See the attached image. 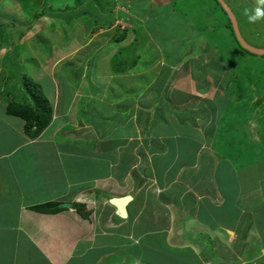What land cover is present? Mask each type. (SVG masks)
<instances>
[{"label": "crops", "instance_id": "1", "mask_svg": "<svg viewBox=\"0 0 264 264\" xmlns=\"http://www.w3.org/2000/svg\"><path fill=\"white\" fill-rule=\"evenodd\" d=\"M119 12L115 23L126 19ZM114 28L111 37L93 31L106 43L97 62L88 59L93 77L81 94L57 76H43L42 83L30 76L41 88L46 81L42 91L52 109L37 138H28L23 121L0 108L2 129L12 133L13 143L0 152V264H220L204 255L207 246L196 239L201 232L216 242L220 259L262 263L264 195L260 191L262 201L255 205L251 194L263 184L264 164L234 168L217 161L210 142L216 135L208 131L214 126L203 119L194 94L174 95L164 86L161 95L155 91L159 79L152 78L130 84L129 96L121 97L122 89L131 90L122 83L136 74L139 59L131 62L127 36L113 43ZM106 77L117 79L115 88L108 89ZM124 196L132 197L128 218L116 224L107 200ZM150 202L162 213L147 208ZM51 203L71 208L55 214L31 210ZM74 203L93 205L86 208L88 219L72 209ZM198 214L210 232L197 222Z\"/></svg>", "mask_w": 264, "mask_h": 264}, {"label": "rangeland", "instance_id": "2", "mask_svg": "<svg viewBox=\"0 0 264 264\" xmlns=\"http://www.w3.org/2000/svg\"><path fill=\"white\" fill-rule=\"evenodd\" d=\"M98 1L102 0H81L74 7V0H0V108H5L7 100H22L26 88L24 83L30 76L41 83L43 76H57L68 85L75 86L81 94L93 77L88 59L97 62L100 44L106 43L96 34L102 35V38L111 37L113 29H109L113 26L106 27V23L120 17L119 11H125L126 19L112 24L128 29L130 42L137 40L128 52L133 54L132 57L138 56L139 60L138 69L133 71L136 74L128 76L122 83L123 86H130L131 90L128 89L130 91L125 94L122 89L121 97L129 96L131 85L152 81V78L153 81L159 79V89H155L157 93L164 92L162 89L166 86L167 92L170 90L174 95L176 90L194 94L199 97L195 100L198 106L203 107V119L214 126L208 131L216 135L215 141L212 139L210 142L215 143L214 149L221 158L217 161L230 162L234 168L241 165L263 166L264 78L259 86L257 78L264 71V58L254 60V56L240 49L230 31L228 17L222 16L224 14L218 4L214 0H103V7L98 8ZM223 1L233 13L244 41L253 48L264 49V16L251 21L248 19L256 14L257 9L264 11V3L261 0ZM132 2L134 5L130 8ZM135 17L139 21H134ZM133 25L140 34L143 32L138 39L135 38ZM194 29H198L197 34ZM93 31L97 33L93 35ZM232 49L237 55L236 62L228 59L231 55L228 51ZM34 60L39 72L32 69ZM16 77L18 84L15 83ZM105 79L111 84L108 89L115 88L112 82L117 79ZM45 82L43 90L47 88ZM117 82L120 84V79ZM238 90L242 94L240 100ZM188 116L191 118L192 114ZM10 118H6L8 122ZM2 126L0 122V152L3 146L13 145L9 137L12 133H8V128L2 129ZM236 171L238 174L239 170ZM262 182L259 192L255 190L251 194L255 205L262 201L261 197L259 199L260 191L264 195V179ZM138 197L142 196L139 194ZM262 206L264 208V204ZM149 207L156 209L157 214L162 213L152 202L148 203ZM220 213H223L221 208ZM197 222L210 232L209 225L199 214ZM201 233L196 239L200 243L205 242L207 248L204 255L210 253L208 255H213L220 264L239 263L220 259L215 252L218 249L216 242L210 239L212 251L207 243L209 237L206 234L201 236ZM259 239L254 238V243ZM258 264H264V259Z\"/></svg>", "mask_w": 264, "mask_h": 264}, {"label": "trees", "instance_id": "3", "mask_svg": "<svg viewBox=\"0 0 264 264\" xmlns=\"http://www.w3.org/2000/svg\"><path fill=\"white\" fill-rule=\"evenodd\" d=\"M80 1L81 0H74V7L76 5H78ZM214 1L216 4L217 3L216 0H214ZM103 4H104L103 0L98 1V5L96 7H98V8L103 7ZM106 6L107 5H105V7ZM218 8L224 14L222 16H227V15H225L224 10L221 8V6L219 4H218ZM66 9H69V8L66 7ZM217 11H218V9H217ZM121 17H122V13H121V16L118 18L121 19ZM226 20L230 24L229 19L227 18ZM112 23H114V20H110L107 23V25L113 26L114 24H112ZM114 27H115L114 30H115L116 34L114 35V37L112 39L113 43H120V42L124 41L126 36H127L128 29L119 30L120 26H118V27L114 26ZM133 27H134L133 31L135 32V35H136L135 38H137L138 35L140 34V32H138L136 30V28H137L136 25H133ZM225 27H227V26L225 25ZM0 28H2V26H0ZM229 28H230V26H229ZM140 31L142 32V30H140ZM193 31L195 34L198 33V29L197 30L194 29ZM230 31L233 34V38H234L235 43L238 45V43L235 39L232 27L230 28ZM141 35H143V32L140 34V36ZM193 36H196V35H193ZM135 41H137V40L135 39L133 41V43ZM133 43L131 44L132 46H133ZM240 49H242V48L240 47ZM242 51H244V50L242 49ZM228 52L231 54L228 59L231 62H234V61L236 62L237 55L234 54V50L232 49V50H229ZM244 52H246V51H244ZM246 53H248V52H246ZM250 55L255 57L254 60L264 58V56H255L252 54H250ZM242 56H244V55H241V57ZM134 58L137 59L138 56L132 57V59H134ZM136 59L132 60L131 62L135 63ZM17 67H19L18 64H17ZM250 67H251V69H254V67L252 65ZM257 68H259V67H257ZM27 78L28 79L25 80L26 83H24V85L26 87L24 90L25 91L24 97L22 98V100H17V101L7 100V103L5 104V113L8 116L16 117V118H19L20 120H22L23 121V132H24V134L30 139H35L50 124V121L52 118V109L49 105L48 99L46 98V96L44 95V93L42 91L41 86L38 83L34 82L30 77H27ZM263 78H264V71L262 72L261 77L258 76V78H257V80H259L258 86L261 84V81ZM18 81H19V79H18V77H16L15 83H17ZM241 95H242L241 91L238 90L239 100L242 99ZM235 110L237 113L238 112L237 108ZM238 119L239 118L237 117V120ZM263 124H264V122H263ZM263 130H264V127H263ZM72 209H74L78 213V215H80L83 219H88V216L91 213L90 211L86 210L85 205H81V204H75V203L72 204ZM31 210L38 212V213H44V214H55V213H59V212L64 211V209L58 208V204H56V203L43 204V205L35 206V207H32ZM256 225H257V223H256Z\"/></svg>", "mask_w": 264, "mask_h": 264}, {"label": "water", "instance_id": "4", "mask_svg": "<svg viewBox=\"0 0 264 264\" xmlns=\"http://www.w3.org/2000/svg\"><path fill=\"white\" fill-rule=\"evenodd\" d=\"M216 2L221 6V8L224 10L225 14L227 15L238 45L244 51L248 52L249 54H252L255 56H264V49L253 48L244 41V39L242 38V36L239 32L236 19H235L233 13L231 12L230 8L225 4V2L223 0H216ZM131 201H132L131 196H124V197H120V198H111L108 200V205L114 208V212L112 215V219H113L114 223L122 224L127 220V218H128L127 206L129 205V203ZM92 207H93V205H90V204L86 206V208L88 210L92 209ZM59 208L70 209L71 204L70 203H61L59 205Z\"/></svg>", "mask_w": 264, "mask_h": 264}, {"label": "clouds", "instance_id": "5", "mask_svg": "<svg viewBox=\"0 0 264 264\" xmlns=\"http://www.w3.org/2000/svg\"><path fill=\"white\" fill-rule=\"evenodd\" d=\"M261 3H264V0H261ZM247 14V13H245ZM264 16V11H262L261 9H257L256 10V14L253 15V16H249L248 19L251 21V20H256L260 17ZM124 29V28H123ZM105 201V200H104ZM107 203H108V200H107Z\"/></svg>", "mask_w": 264, "mask_h": 264}]
</instances>
